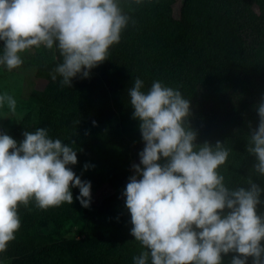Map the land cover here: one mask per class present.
Masks as SVG:
<instances>
[{
  "label": "trees",
  "instance_id": "obj_1",
  "mask_svg": "<svg viewBox=\"0 0 264 264\" xmlns=\"http://www.w3.org/2000/svg\"><path fill=\"white\" fill-rule=\"evenodd\" d=\"M176 1L181 6L174 19ZM118 3L131 19L108 59L90 71L89 79L73 78L71 87H62L59 76L56 81L50 77L36 109L16 127L0 129L17 142L24 139L23 132L37 128L48 129L50 137L64 143L74 141L77 164L70 167L91 182L88 208L76 200L77 188L71 205L46 211L35 201L19 206L21 227L0 253L10 264H134L142 248L130 235L122 193L132 176L130 159H137L144 147L128 96L137 77L145 92L159 80L190 100L188 123L197 133L196 143L220 141L230 149L218 169L227 187L246 186L249 176L264 187V177L252 173L255 158L246 151L249 124H258L254 106L264 97V0ZM54 56L51 72L61 62L55 51ZM86 163L94 167L85 171ZM102 187L109 194L97 202L94 194ZM257 211L264 214V204ZM69 221L84 223L81 240L60 236L57 229ZM231 257L224 256L223 264H230Z\"/></svg>",
  "mask_w": 264,
  "mask_h": 264
},
{
  "label": "clouds",
  "instance_id": "obj_2",
  "mask_svg": "<svg viewBox=\"0 0 264 264\" xmlns=\"http://www.w3.org/2000/svg\"><path fill=\"white\" fill-rule=\"evenodd\" d=\"M130 19L118 0H0V66L11 72L23 65V53L54 50L61 62L51 78L71 87L73 78H87L108 59ZM142 89L139 77L128 89L144 147L122 193L130 235L142 248L134 264H223L229 254L230 264H248L249 258L264 264V214L257 211L264 187L252 176L246 186L225 185L218 169L230 149L220 141L196 143L190 100L179 89L159 80ZM5 106L15 114L17 101L7 92L0 94ZM254 107L258 124H249L246 151L255 158L253 175L264 177V97ZM23 137L17 142L0 133V253L21 227L20 205L35 201L44 211L71 205L73 188L82 207L91 202V182L70 167L77 164L74 141L53 139L46 128Z\"/></svg>",
  "mask_w": 264,
  "mask_h": 264
},
{
  "label": "rangeland",
  "instance_id": "obj_3",
  "mask_svg": "<svg viewBox=\"0 0 264 264\" xmlns=\"http://www.w3.org/2000/svg\"><path fill=\"white\" fill-rule=\"evenodd\" d=\"M180 6V1L174 2L171 6V15L174 19L178 18ZM22 58L24 60L23 65L11 72L0 66V94L7 92L14 96L17 101L15 114L9 112L7 106L0 108V129L9 130L16 127L26 114L36 109L41 93L51 77L49 66L55 61L54 50L34 48L23 53ZM89 76L82 79L87 80ZM134 164H139V157L130 159L132 175L135 174L132 169ZM108 194L109 191L106 188H99L94 194V200L99 202ZM57 230L63 239L76 241L83 238L85 228L83 222L73 223L69 221ZM47 231V229L42 230L45 233H48ZM0 264H10V261L0 259Z\"/></svg>",
  "mask_w": 264,
  "mask_h": 264
}]
</instances>
